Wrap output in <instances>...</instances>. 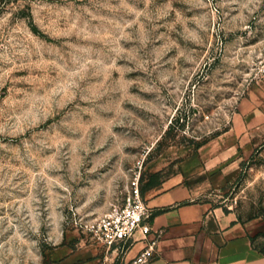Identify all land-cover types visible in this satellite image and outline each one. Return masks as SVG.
<instances>
[{"label": "rangeland", "instance_id": "obj_1", "mask_svg": "<svg viewBox=\"0 0 264 264\" xmlns=\"http://www.w3.org/2000/svg\"><path fill=\"white\" fill-rule=\"evenodd\" d=\"M263 69L264 0H0V264H126L88 226L134 183L264 253Z\"/></svg>", "mask_w": 264, "mask_h": 264}, {"label": "crops", "instance_id": "obj_2", "mask_svg": "<svg viewBox=\"0 0 264 264\" xmlns=\"http://www.w3.org/2000/svg\"><path fill=\"white\" fill-rule=\"evenodd\" d=\"M242 122L247 131L264 129V110L249 112ZM187 196L185 189L171 187L145 198L153 230L161 232L148 264H264L251 221L231 208ZM144 246L145 241L135 242L125 263L134 264Z\"/></svg>", "mask_w": 264, "mask_h": 264}, {"label": "built area", "instance_id": "obj_3", "mask_svg": "<svg viewBox=\"0 0 264 264\" xmlns=\"http://www.w3.org/2000/svg\"><path fill=\"white\" fill-rule=\"evenodd\" d=\"M152 214L140 186L134 183L123 203L96 219L88 226V231L108 250H124L135 242L145 241L134 264H148L155 255L161 234L153 230L150 221Z\"/></svg>", "mask_w": 264, "mask_h": 264}]
</instances>
